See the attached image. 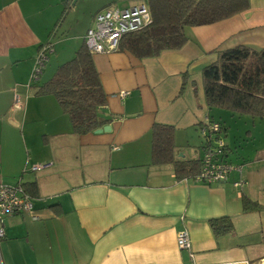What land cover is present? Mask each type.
Returning <instances> with one entry per match:
<instances>
[{
  "label": "crops",
  "instance_id": "0c3cea01",
  "mask_svg": "<svg viewBox=\"0 0 264 264\" xmlns=\"http://www.w3.org/2000/svg\"><path fill=\"white\" fill-rule=\"evenodd\" d=\"M145 1L0 0V181L29 183L34 206L5 217L3 264H264V139L253 131L260 119L239 115L253 120V149L234 159L224 138L229 161L242 170L210 184L155 163L151 134L155 123L174 125L178 160H201L207 120L223 121L228 135L238 114L228 124V115L207 106L203 69L219 50L264 48V0L188 28L181 49L158 57L94 53L110 131L76 134L55 95L38 92L85 44L100 10ZM46 44V66L32 81ZM245 196L263 208L245 212ZM223 216L233 230L215 234L210 219ZM182 230L190 248L177 243Z\"/></svg>",
  "mask_w": 264,
  "mask_h": 264
},
{
  "label": "trees",
  "instance_id": "16d2710c",
  "mask_svg": "<svg viewBox=\"0 0 264 264\" xmlns=\"http://www.w3.org/2000/svg\"><path fill=\"white\" fill-rule=\"evenodd\" d=\"M147 4L151 21L141 30L126 34L119 46V50L140 59L181 49L189 41L188 28L214 24L239 14L250 7V0H147ZM93 54L85 42L70 60L57 67L53 77L38 91L55 95L78 135L93 132L111 120L105 110L107 94ZM203 79L210 109L219 108L264 121V48L238 45L217 51V58L204 67ZM217 122L225 129L223 121ZM151 134L155 163H172L176 173L182 176L199 171L201 160L176 158L174 125L155 123ZM225 150L229 160L227 147ZM22 185L30 194L29 183ZM262 208L248 197L243 198L245 212ZM210 225L215 234L233 230L229 216L211 218Z\"/></svg>",
  "mask_w": 264,
  "mask_h": 264
},
{
  "label": "built area",
  "instance_id": "2783aa9c",
  "mask_svg": "<svg viewBox=\"0 0 264 264\" xmlns=\"http://www.w3.org/2000/svg\"><path fill=\"white\" fill-rule=\"evenodd\" d=\"M150 21L151 12L147 1L125 8L106 7L95 15L94 25L88 29L85 36L86 45L93 53L116 51L126 34L141 30ZM51 50L50 44L40 49L31 74L32 81L39 79ZM127 93L124 91L122 95ZM17 100L19 101L18 97ZM201 129L205 137L204 153L200 169L193 177L197 181L208 184L227 181L233 171L242 170V165L227 160L226 143L219 122L207 120L205 124H202ZM43 167L44 165L38 164L34 165L33 169L40 170ZM238 184L240 183H236ZM33 207L31 195L26 192L21 182L8 184L0 181V240L5 236V217L19 213H33ZM32 217L38 218L36 214ZM177 243L181 248L191 247V240L186 230L177 233ZM0 264H3L1 252Z\"/></svg>",
  "mask_w": 264,
  "mask_h": 264
},
{
  "label": "rangeland",
  "instance_id": "374dc122",
  "mask_svg": "<svg viewBox=\"0 0 264 264\" xmlns=\"http://www.w3.org/2000/svg\"><path fill=\"white\" fill-rule=\"evenodd\" d=\"M214 110L221 111L222 113L228 115L229 120H227L226 122L227 123L230 122V116L232 115L231 112L219 110V108H214ZM217 118H219V116H217ZM246 122H248V123H246ZM230 124H232V125H231L229 132H228V135L223 134L224 129H221V130H222L223 138H225L227 140V142H231V144L233 146V150L235 152L231 156H232V158L236 159V158H238L237 154L243 156L244 155L243 153L245 151L247 152V150H249L250 148L253 149L252 146H254V144L252 145L250 143L251 142L250 137H247L248 128L250 130H253V128H254L253 127V120L251 117L250 118L249 117H240L239 115H235L234 122L231 121ZM256 124L258 126L256 125V129L253 130V131H255L254 132L255 136H257L260 139H264V121L263 120H261V121L256 120ZM227 127H229V125ZM196 137H198V143H197V146H198L201 142V139L199 138V136L197 134H196ZM203 138H205V137L203 136ZM260 139H259V142H260ZM256 143L260 144V143H258V141H256ZM235 145H236L237 151L235 149ZM262 145H264V141H263Z\"/></svg>",
  "mask_w": 264,
  "mask_h": 264
},
{
  "label": "water",
  "instance_id": "95a60500",
  "mask_svg": "<svg viewBox=\"0 0 264 264\" xmlns=\"http://www.w3.org/2000/svg\"><path fill=\"white\" fill-rule=\"evenodd\" d=\"M111 129H112V127L109 124H107V125H104L101 128L96 129L95 132L96 133H102V132L110 131Z\"/></svg>",
  "mask_w": 264,
  "mask_h": 264
}]
</instances>
